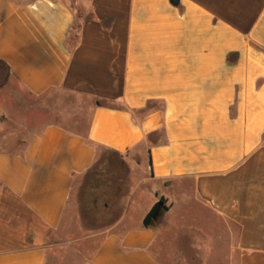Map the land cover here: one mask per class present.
Returning <instances> with one entry per match:
<instances>
[{
    "label": "crops",
    "instance_id": "crops-1",
    "mask_svg": "<svg viewBox=\"0 0 264 264\" xmlns=\"http://www.w3.org/2000/svg\"><path fill=\"white\" fill-rule=\"evenodd\" d=\"M0 60V264L46 263L99 147L146 151L167 209L92 264H264V0H0Z\"/></svg>",
    "mask_w": 264,
    "mask_h": 264
},
{
    "label": "rangeland",
    "instance_id": "rangeland-1",
    "mask_svg": "<svg viewBox=\"0 0 264 264\" xmlns=\"http://www.w3.org/2000/svg\"><path fill=\"white\" fill-rule=\"evenodd\" d=\"M3 80V72L0 71V84ZM13 90L7 80L0 86V93L5 95L9 108H12ZM30 105L38 107L34 100L25 99L23 107ZM24 116L26 122L34 126L48 121L50 112L28 110ZM6 132L9 137L24 135L16 126H9ZM17 145L13 139L0 143L1 147L10 146L15 149ZM146 160V151L143 152V161L140 155L133 158L102 152L95 173L84 174L82 180L76 183L66 213L67 219L48 243L45 264H92V254L104 234L123 232L142 225L155 199V195H148L152 189ZM165 206L164 203L155 222L162 219ZM196 259L195 255L191 256L192 263L189 264H213L201 262V258L200 262ZM165 264H169L168 260Z\"/></svg>",
    "mask_w": 264,
    "mask_h": 264
},
{
    "label": "trees",
    "instance_id": "trees-1",
    "mask_svg": "<svg viewBox=\"0 0 264 264\" xmlns=\"http://www.w3.org/2000/svg\"><path fill=\"white\" fill-rule=\"evenodd\" d=\"M0 71L1 72H3V77H4V80L1 82V84H0V86L1 85H3L4 84V82L7 80V75H8V72H7V67H6V65L4 64V62L2 61V60H0ZM85 97V96H84ZM1 119V118H0ZM2 121H3V117H2V119H1ZM2 131L0 130V143H2V142H5V141H7V140H9V139H13V140H15V142H16V144H18L17 145V148L18 149H20L21 148V146L23 145V142H24V140L22 139V138H20L18 135H14V136H8V134H7V132L6 133H2ZM160 134V133H159ZM159 134H156V136H158ZM153 139V137H150L149 139H148V141H147V143L149 144L150 143V141ZM112 152V153H115V154H117V155H120V156H123V155H126V154H122V153H118V152H116V151H113V150H109V149H103V148H98V156H97V159H96V162L94 163V165L87 171V173H90V174H92V173H95V168L97 167V165L99 164V161L101 160V154H102V152ZM127 156V155H126ZM108 166H109V163H108ZM86 173V174H87ZM161 200H163L164 201V203H165V200L163 199V198H161ZM165 208L167 209V206H165Z\"/></svg>",
    "mask_w": 264,
    "mask_h": 264
},
{
    "label": "water",
    "instance_id": "water-1",
    "mask_svg": "<svg viewBox=\"0 0 264 264\" xmlns=\"http://www.w3.org/2000/svg\"><path fill=\"white\" fill-rule=\"evenodd\" d=\"M163 208H164L163 200L160 199L156 203H154V205L151 207L149 212L143 218L142 225L144 227H148L151 224H153Z\"/></svg>",
    "mask_w": 264,
    "mask_h": 264
}]
</instances>
